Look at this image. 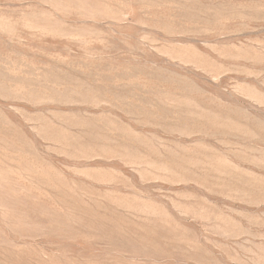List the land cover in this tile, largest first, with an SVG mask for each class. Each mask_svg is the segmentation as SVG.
<instances>
[{"label":"rangeland","instance_id":"rangeland-1","mask_svg":"<svg viewBox=\"0 0 264 264\" xmlns=\"http://www.w3.org/2000/svg\"><path fill=\"white\" fill-rule=\"evenodd\" d=\"M0 264H264V0H0Z\"/></svg>","mask_w":264,"mask_h":264}]
</instances>
